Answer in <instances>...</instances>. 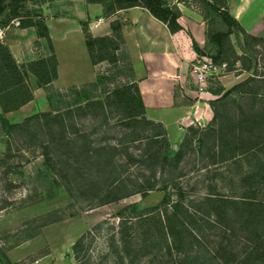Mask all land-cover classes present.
<instances>
[{
    "label": "rangeland",
    "instance_id": "374dc122",
    "mask_svg": "<svg viewBox=\"0 0 264 264\" xmlns=\"http://www.w3.org/2000/svg\"><path fill=\"white\" fill-rule=\"evenodd\" d=\"M90 1L8 3L54 34L78 25L90 41L86 23L107 19L111 2L121 0ZM165 1L190 10L183 21L204 44L187 25L167 28L144 7L137 40L178 52L189 65L186 81L193 65L210 59L212 120L170 142L159 123L131 116L135 83L115 21L110 35L91 44L97 88L49 90L44 111L16 124L0 117V240H28L33 249L16 263L264 264V0H209L213 7L203 8L199 0ZM26 34L0 27L3 42ZM34 44L41 58L17 64L18 74L0 63V101L10 108L53 76V46ZM151 190L164 196L144 205Z\"/></svg>",
    "mask_w": 264,
    "mask_h": 264
},
{
    "label": "crops",
    "instance_id": "0c3cea01",
    "mask_svg": "<svg viewBox=\"0 0 264 264\" xmlns=\"http://www.w3.org/2000/svg\"><path fill=\"white\" fill-rule=\"evenodd\" d=\"M179 7L183 15L190 17L189 9L182 5ZM143 11L146 10L139 6L116 10L111 18L105 20L101 18L99 22L88 21L86 26L93 37H104L112 32L110 22L119 21L125 52L143 105L144 116L162 126L168 141L179 142L185 137L189 127L195 126L201 129L212 120L213 112L210 102L212 95L207 91L199 94L189 91L191 94L189 95L186 86L189 65L178 52L156 50L152 48V44H147L146 48L141 47L137 40L135 25L145 13ZM96 14L101 13L99 11ZM76 17L81 19L79 15ZM186 25L195 43L198 46L204 44L205 39L202 33H198L192 25L187 23ZM7 27L27 32L19 42L7 38L4 42L0 41L8 47L16 64H26L41 58L34 52L32 46L36 41L44 39L36 36L33 27L20 28L16 24ZM48 33L51 41L69 39L66 44L52 45L56 60L55 76L45 86L34 84L31 87V100L21 104L17 109L3 112L0 107V117L9 124L19 123L23 118L44 111L49 90H63L96 81L95 64L91 61L79 26L67 27L59 34H54L48 28ZM25 45L29 46L28 50L23 48ZM64 47L68 49L66 54ZM27 242L28 240L20 239L15 244L0 240V252L9 262L16 263L32 253L33 249L27 247ZM37 242L43 244L46 239L38 235Z\"/></svg>",
    "mask_w": 264,
    "mask_h": 264
},
{
    "label": "trees",
    "instance_id": "16d2710c",
    "mask_svg": "<svg viewBox=\"0 0 264 264\" xmlns=\"http://www.w3.org/2000/svg\"><path fill=\"white\" fill-rule=\"evenodd\" d=\"M10 1L12 2V1H16V0H10ZM144 1L149 3L150 7H148L146 5L139 4L137 2V0H121L119 4L116 1L115 2L113 1V2H111L110 6L115 8V10L112 12L113 14L115 13L116 10L135 7V6H141L147 10L148 14L151 17H153L156 20H159L162 23H164L167 28L172 27L173 24H177L178 22H181L182 27H184V26L186 27V25L183 21V15L181 14L180 10L178 9V7L176 6L175 3L167 2L165 0H144ZM11 2L8 3V0H0V27L5 28L7 26H11L14 19H16L17 22L15 24L18 27H20V28L33 27L36 36L38 38L44 39L47 42V44H50V49H52L48 29L44 23L45 20L42 21V23L39 25L34 23L32 21V16H30L28 14L27 15H19L18 14L19 9H17L14 5H12ZM90 2L101 4V2L97 1V0H93ZM179 3L186 5V6L188 5L183 0L179 1ZM198 4L202 8L203 7H213L212 2H209V0H199ZM221 8H223V6H221ZM20 10H22V9H20ZM223 10H224V8L221 10L218 9L217 11L221 13ZM22 12H23V10H22ZM105 14L109 15V12L105 11ZM113 14L108 16L107 19L111 18L113 16ZM114 22H115V20H112L110 22L111 29H112ZM186 29H187V32L189 33L190 37L192 38L187 27H186ZM90 38H91L90 41H88L87 39H85V41H84L85 46H86L89 54L91 52V44H94V43L101 41L103 37L91 36ZM51 54H52V56H54V59H55V55H54L53 50L51 51ZM0 63L3 64L5 67L11 69V71L15 72V74H18L17 72H18V69L20 67H18L17 64L15 63V61L13 60L8 47L5 44H3L2 42H0ZM54 76H55V66H54V72H53L52 78H54ZM52 78H50L49 80H47L44 83L39 81L38 86H45L46 84L51 82ZM98 84H99V76L97 75L95 83H92V87L97 88ZM135 90H136V96H137V102H138V111H137V113L131 112V116L132 117L133 116L142 117V116H144V109H143V105L141 103V99H140L136 85H135ZM31 98L32 97L30 94L25 100H23L21 103H19L18 106L13 107V108H10L7 104H4L3 102L0 101V107H1L3 112L15 110L21 104L31 100ZM3 120L6 121L5 119H3ZM1 126H2V121H1ZM10 126H12V125H10ZM165 201H166V198H164L163 202H165ZM0 262H1V264H20V263L9 262L8 259L6 258V256L1 252H0Z\"/></svg>",
    "mask_w": 264,
    "mask_h": 264
},
{
    "label": "built area",
    "instance_id": "2783aa9c",
    "mask_svg": "<svg viewBox=\"0 0 264 264\" xmlns=\"http://www.w3.org/2000/svg\"><path fill=\"white\" fill-rule=\"evenodd\" d=\"M226 65L225 62L222 63L221 67L223 68ZM218 69L220 68L219 66H216ZM215 70V67L211 66V61L210 59H204V61L201 64L198 65H193L191 67V70L189 72V80L186 81L188 85L186 84L187 91H191L193 93L199 94L201 92H204L206 89V85L208 82V74H212V71L210 69ZM206 75H208L206 77Z\"/></svg>",
    "mask_w": 264,
    "mask_h": 264
},
{
    "label": "water",
    "instance_id": "95a60500",
    "mask_svg": "<svg viewBox=\"0 0 264 264\" xmlns=\"http://www.w3.org/2000/svg\"><path fill=\"white\" fill-rule=\"evenodd\" d=\"M164 196V191L161 190H151L147 193V195L144 197L143 199V204L144 205H153L155 204L157 201L162 200Z\"/></svg>",
    "mask_w": 264,
    "mask_h": 264
}]
</instances>
